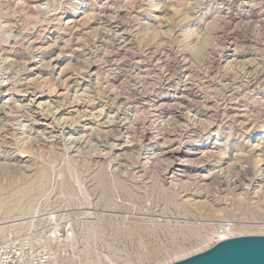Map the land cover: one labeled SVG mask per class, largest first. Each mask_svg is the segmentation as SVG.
I'll return each mask as SVG.
<instances>
[{
  "label": "rangeland",
  "instance_id": "1",
  "mask_svg": "<svg viewBox=\"0 0 264 264\" xmlns=\"http://www.w3.org/2000/svg\"><path fill=\"white\" fill-rule=\"evenodd\" d=\"M51 227L53 264L264 234V0H0V244Z\"/></svg>",
  "mask_w": 264,
  "mask_h": 264
},
{
  "label": "built area",
  "instance_id": "2",
  "mask_svg": "<svg viewBox=\"0 0 264 264\" xmlns=\"http://www.w3.org/2000/svg\"><path fill=\"white\" fill-rule=\"evenodd\" d=\"M74 240L71 228L51 227L18 244H0V264H53L54 246Z\"/></svg>",
  "mask_w": 264,
  "mask_h": 264
},
{
  "label": "water",
  "instance_id": "3",
  "mask_svg": "<svg viewBox=\"0 0 264 264\" xmlns=\"http://www.w3.org/2000/svg\"><path fill=\"white\" fill-rule=\"evenodd\" d=\"M170 264H264V236H241Z\"/></svg>",
  "mask_w": 264,
  "mask_h": 264
},
{
  "label": "bare ground",
  "instance_id": "4",
  "mask_svg": "<svg viewBox=\"0 0 264 264\" xmlns=\"http://www.w3.org/2000/svg\"><path fill=\"white\" fill-rule=\"evenodd\" d=\"M75 8H78L80 11H82V8H80V5H77ZM75 8L72 10L71 15L75 14V12H76V9H75ZM39 105H40V104H39ZM250 236H264V234H263V235H260V234H251ZM235 237H241V235H240V236L229 235V236H227V237H223L222 239L218 240L217 242H214V243L212 244V246L215 245L216 243L220 242V241L227 240V239H230V238H235ZM212 246H211V247H212ZM202 252H203V251H202ZM198 253H200V252H196V253H194V254H198ZM194 254H191V255H189V256H192V255H194ZM189 256H187V257H189ZM187 257H186V258H187ZM182 259H185V257H182ZM182 259H179V260H182ZM179 260H177V259H175V260H171V262H168V263H166V264H170V263H173V262H176V261H179Z\"/></svg>",
  "mask_w": 264,
  "mask_h": 264
}]
</instances>
